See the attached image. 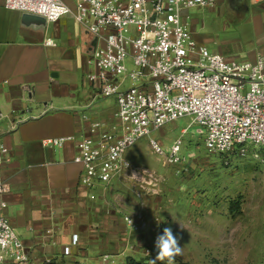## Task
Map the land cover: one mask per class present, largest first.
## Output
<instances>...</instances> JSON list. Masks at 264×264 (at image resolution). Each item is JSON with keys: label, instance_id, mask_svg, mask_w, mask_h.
I'll use <instances>...</instances> for the list:
<instances>
[{"label": "built area", "instance_id": "obj_1", "mask_svg": "<svg viewBox=\"0 0 264 264\" xmlns=\"http://www.w3.org/2000/svg\"><path fill=\"white\" fill-rule=\"evenodd\" d=\"M218 1H77L76 21L99 43L89 61L95 72L87 81L101 97L114 98L117 107L114 123L94 121L90 136L77 140L74 162L84 169L83 186L92 189L128 174L140 176L142 171L126 153L145 137L166 164H182L181 137L165 149L151 134L188 116L201 127L199 134L211 154L247 157L250 149L264 151V56L251 62L212 53L183 23L185 12ZM4 6L50 22L72 13L61 0H4ZM68 141L74 137L46 139L43 144L62 146ZM8 154L0 143V163L8 161ZM6 192L0 183V197ZM6 206L1 202L2 209ZM126 221L135 227L133 219ZM77 242L74 236L72 246ZM71 254V246L65 247L64 255ZM7 262L35 264L9 220L0 215V264ZM100 264H111L110 256L103 255Z\"/></svg>", "mask_w": 264, "mask_h": 264}, {"label": "crops", "instance_id": "obj_2", "mask_svg": "<svg viewBox=\"0 0 264 264\" xmlns=\"http://www.w3.org/2000/svg\"><path fill=\"white\" fill-rule=\"evenodd\" d=\"M61 1L72 13L37 25L26 23L24 13L6 9L0 0V143L9 149L8 161L0 163V183L7 188L0 197V204L7 205L0 207V215L35 264H98L104 254L120 259L125 254L130 227L124 223L125 209L115 201L129 186L123 177L92 189L81 184L84 169L74 162L77 140L90 136L94 121L114 123L117 107L110 98L102 101L87 81L95 72L89 63L94 36L76 21L78 0ZM246 1L242 11L247 13ZM225 2L229 4L219 0L216 5ZM253 2L264 11V0ZM194 30L189 31L197 41ZM260 56L264 40L246 61ZM63 137L74 141L43 144ZM74 236L78 242L72 246ZM68 246L72 254L65 256Z\"/></svg>", "mask_w": 264, "mask_h": 264}, {"label": "rangeland", "instance_id": "obj_3", "mask_svg": "<svg viewBox=\"0 0 264 264\" xmlns=\"http://www.w3.org/2000/svg\"><path fill=\"white\" fill-rule=\"evenodd\" d=\"M248 1L247 13L246 0H229V4L191 9L184 22L210 52L246 61L264 40V11ZM192 121L184 117L151 134L165 149L181 137L186 159L182 164H166L153 153L148 137L129 149L127 155L131 161L139 159L132 164L142 174L136 179L125 177L130 191L121 193L115 205L125 209L124 223L129 218L136 225L127 224L121 259L104 254L111 264H125L129 257L150 264L157 254L155 238L169 226L183 236V255L175 264H264V151L250 149L247 157L211 154L199 134L201 127Z\"/></svg>", "mask_w": 264, "mask_h": 264}, {"label": "clouds", "instance_id": "obj_4", "mask_svg": "<svg viewBox=\"0 0 264 264\" xmlns=\"http://www.w3.org/2000/svg\"><path fill=\"white\" fill-rule=\"evenodd\" d=\"M173 222L178 223L181 231L184 230V226L178 220L173 218ZM129 223H132V220H129ZM182 239V235L174 234L172 227H164L162 234H158L155 238L154 247L157 254L150 264H156L157 261L163 262V264L165 262L166 264H175L176 258L183 255V248L180 245Z\"/></svg>", "mask_w": 264, "mask_h": 264}, {"label": "water", "instance_id": "obj_5", "mask_svg": "<svg viewBox=\"0 0 264 264\" xmlns=\"http://www.w3.org/2000/svg\"><path fill=\"white\" fill-rule=\"evenodd\" d=\"M24 20L26 23L37 24V25H41V24L44 25L46 23V20L44 18L35 16V15H29V14L24 15ZM86 33L90 36H94V40H93L94 42L92 44V49H91L92 51L90 52V54L93 55L95 52V45L97 42V37L88 31H86Z\"/></svg>", "mask_w": 264, "mask_h": 264}, {"label": "trees", "instance_id": "obj_6", "mask_svg": "<svg viewBox=\"0 0 264 264\" xmlns=\"http://www.w3.org/2000/svg\"><path fill=\"white\" fill-rule=\"evenodd\" d=\"M125 264H144V263L141 261H137L133 257H129V258H127Z\"/></svg>", "mask_w": 264, "mask_h": 264}]
</instances>
